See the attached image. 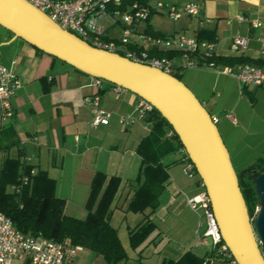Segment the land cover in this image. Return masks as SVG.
I'll use <instances>...</instances> for the list:
<instances>
[{
	"label": "crops",
	"instance_id": "obj_1",
	"mask_svg": "<svg viewBox=\"0 0 264 264\" xmlns=\"http://www.w3.org/2000/svg\"><path fill=\"white\" fill-rule=\"evenodd\" d=\"M159 1L176 5L198 2L202 12L199 16L184 14L173 20L166 9L155 11L137 30L160 36L185 34L197 38L205 31L206 35L213 33L215 38L205 35L200 39L216 40L219 56L262 59L259 39L264 37V26L252 28L249 21L240 20L239 16L264 22V0H147V3L155 5ZM107 18L104 19L107 31L103 39L119 42L124 23L115 21L112 16ZM237 35L249 40L248 47L239 53L231 49ZM147 49L150 53L174 52L177 63L182 62L177 51L151 45ZM0 62L12 67L21 81L12 100L14 115L8 119L10 123L0 128L1 141L5 139L1 147L7 150L17 146L18 155L9 157L27 160L34 164L35 170H46L55 178L56 193L66 199L69 215L87 216L86 203L96 172L119 175L122 185L113 202L112 217L120 215L128 221L131 217L134 219L128 223L129 238L130 230L150 213L160 230L177 242L170 249L173 251L170 258H179L189 250L202 257L211 255V239L201 237L206 218L202 211L188 204V198L203 189L201 178L184 171L180 149L163 159L169 165V178L160 195L159 206L153 212L150 208L144 212L129 210L142 166L138 145L150 132L152 122L145 120L126 126L120 122V116L134 110L139 95L128 89L117 93L108 82L101 89L91 86L89 74L40 52L22 38H15L1 25ZM176 71L182 74L189 71L186 76L197 89V96L212 115L221 118L217 124L235 168L244 170L260 159L264 162V88L241 84L234 76L213 68L179 67ZM97 91L101 94L102 106L112 112V118L109 124L94 127L92 106L86 104L84 98ZM227 113H231L235 121L227 118ZM166 137L174 136L169 137L166 132ZM95 256L91 249L83 247L76 264H89ZM213 261L228 264L219 256Z\"/></svg>",
	"mask_w": 264,
	"mask_h": 264
},
{
	"label": "built area",
	"instance_id": "obj_2",
	"mask_svg": "<svg viewBox=\"0 0 264 264\" xmlns=\"http://www.w3.org/2000/svg\"><path fill=\"white\" fill-rule=\"evenodd\" d=\"M37 8L45 12L62 28L80 36L92 45L113 52H123L128 58L159 68L169 74H174L176 68H213L234 76L241 84L256 85L264 88V63L243 62L234 65H225L217 62L218 44L216 40H204L190 37L185 34H170L167 36L154 35L150 32L139 31L137 27L141 22L150 19L155 11L166 9L173 20L180 19L184 14L199 16L202 5L198 2H189L183 5L166 4L162 1L155 5L135 1L126 5V0H28ZM125 6V8H123ZM112 16L115 21L124 23L123 35L119 42L103 39L107 31L104 19ZM120 16L121 18H118ZM240 20L250 22L252 28L264 26L258 19L239 16ZM260 41V54L264 60V37ZM249 40L245 36L237 35L233 38L231 49L239 53L248 47ZM163 47L169 51L179 52L181 63L174 57L151 55L147 46ZM105 79L90 75V85L101 89ZM21 87V81L16 71L0 62V117L11 119L14 115L13 97ZM113 90L121 93L125 90L120 85H113ZM99 91L86 95L84 101L92 106V126L109 124L112 112L101 104ZM156 107L147 99L139 97L132 112L122 114L120 122L132 126L147 120L154 113ZM227 118L233 119L231 113ZM217 124L221 118L212 115ZM173 128L167 131V136L173 137ZM182 153V166L190 175H198L196 166L191 160L185 146L180 148ZM35 169L33 172L35 173ZM23 183L28 181L25 176ZM203 189L188 198L189 206L194 210L203 212L206 226L201 237H209L212 242V253L205 259L206 264H215L213 258L219 256L228 264H240L233 256L228 244L225 242L219 222L217 220L211 197L202 182ZM12 186V189H15ZM83 246L66 244L47 237L28 235L16 227L11 217L0 210V264H76V258Z\"/></svg>",
	"mask_w": 264,
	"mask_h": 264
},
{
	"label": "water",
	"instance_id": "obj_3",
	"mask_svg": "<svg viewBox=\"0 0 264 264\" xmlns=\"http://www.w3.org/2000/svg\"><path fill=\"white\" fill-rule=\"evenodd\" d=\"M0 25L15 38L149 100L172 125L194 162L233 256L240 264H264V171L253 173L260 198L253 223L219 126L182 79L92 45L28 0H0Z\"/></svg>",
	"mask_w": 264,
	"mask_h": 264
},
{
	"label": "trees",
	"instance_id": "obj_4",
	"mask_svg": "<svg viewBox=\"0 0 264 264\" xmlns=\"http://www.w3.org/2000/svg\"><path fill=\"white\" fill-rule=\"evenodd\" d=\"M135 1L147 3V0H126L125 4L128 5ZM5 29L14 35L11 30ZM205 35L204 31L199 37L202 38ZM206 36L211 39L215 38L213 33ZM37 50L46 53L39 48ZM120 54L125 55L123 52ZM154 54L173 57L175 53L151 52V55ZM51 56L61 60L56 56ZM216 60L219 63L230 65L243 62L264 63L263 59H253L243 55H218ZM174 75L182 79L179 73H174ZM106 82L117 85L108 80ZM147 120L152 122V126L150 132L142 138L138 145L142 166L136 179L139 185L129 204V210L134 212H144L148 208L153 212L159 206L160 195L169 178V165L165 164L163 159L184 146L176 132L173 138L166 137L167 130L173 127L157 108ZM34 169V164L28 163L27 160L23 161L20 157H7L3 162L0 172V210L12 218L16 227L28 235L47 237L91 249L97 256L103 257L106 264H126L129 258L128 253L120 239L118 229L111 223L113 202L122 185V177L109 176L103 171L96 172L86 203L87 216L79 218L66 212V199L56 193V179L51 177L46 170L39 169L34 173ZM254 171H264L263 160L260 159L238 173L251 216L260 206ZM196 173L199 175L197 169ZM25 176L28 181L23 183L22 179ZM201 182H203L202 179ZM12 186L16 188L12 189ZM156 227L157 224L149 213L145 220L130 230L131 245L138 248ZM206 258L207 256L202 257L189 250L176 259L164 258L161 264H206Z\"/></svg>",
	"mask_w": 264,
	"mask_h": 264
},
{
	"label": "rangeland",
	"instance_id": "obj_5",
	"mask_svg": "<svg viewBox=\"0 0 264 264\" xmlns=\"http://www.w3.org/2000/svg\"><path fill=\"white\" fill-rule=\"evenodd\" d=\"M118 18H121V17L118 16ZM188 72L189 71H186L184 74L182 73H179V74L181 75L182 80L190 88L192 87L191 89L197 93V89L194 87V85L191 83V81L186 76V73ZM174 73L177 74L178 72L175 71ZM2 119H0V128H1V125L10 123L8 119H4V120ZM4 144H5V139H2L1 146H3ZM32 148L34 149V146H32ZM17 155H18L17 146H12L10 148H7V150H5L4 147H1L0 148V172L2 169L4 159L9 156H17ZM236 170H237V173L241 172V170L237 166H236ZM259 207L257 208V210L259 209ZM256 212L255 214H253V216H251L253 223H254L253 218L255 217ZM131 221H134L132 217L129 219V221L127 220V218H124L123 216H120V215H115L114 217H111V222L113 225H115L118 228L119 235L127 249V252L129 255L128 264H140L141 262L144 264H161L164 258H170L173 255L172 254L173 251H171L170 249L172 246H176L177 242L171 236L165 235V233H163L160 230L159 226L156 227L154 232L150 234L148 239L142 245H140L138 248H134L131 245L130 238H129L128 223H131ZM205 224L206 222L204 223L203 228L206 226ZM205 239L208 241L210 240L209 237H206ZM199 253L202 254V252H199ZM89 264H106V263L103 257L95 256L92 262H90ZM216 264H218V261L216 262Z\"/></svg>",
	"mask_w": 264,
	"mask_h": 264
}]
</instances>
